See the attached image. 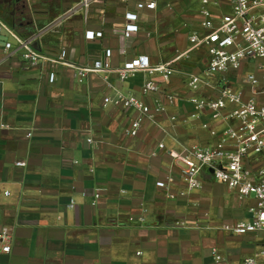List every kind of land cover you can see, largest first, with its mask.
I'll return each instance as SVG.
<instances>
[{
	"label": "crops",
	"instance_id": "obj_1",
	"mask_svg": "<svg viewBox=\"0 0 264 264\" xmlns=\"http://www.w3.org/2000/svg\"><path fill=\"white\" fill-rule=\"evenodd\" d=\"M27 1L32 7L15 10V20H5L2 13L9 12L0 9V21L38 54L62 55L63 62L82 68L102 61L110 50L111 70L143 56L152 66L172 62V75L164 81L157 73L138 72L119 82L113 72L80 77L75 68L61 65L39 61L28 67L22 48L0 32V41L11 44L10 50L0 48V229L10 230V250L1 252L0 244V264H213L212 249L237 264L257 255L264 233L231 232L248 221L252 199L238 200L206 172L201 188L187 191L165 153L214 146L216 139L202 124L217 132L229 125L213 121L207 109L191 117L190 99L213 98L219 79L190 90V77L201 74L208 56L203 48H191L188 38L192 32L205 34V20L216 25L230 14V4L156 0L154 10L137 13L138 31L123 38V14L141 0H99L86 18L77 6L81 0H58L57 6L55 0ZM203 7L208 17L200 14ZM69 10L60 26L49 27ZM87 31L101 37L87 41ZM260 62H243L228 74L229 85L246 98L260 96L241 82ZM51 71L55 79L49 83ZM147 81L158 90L142 95ZM117 94L164 111L145 120L131 138L125 131L136 112L103 104ZM170 176L174 197L167 199L155 184Z\"/></svg>",
	"mask_w": 264,
	"mask_h": 264
},
{
	"label": "built area",
	"instance_id": "obj_2",
	"mask_svg": "<svg viewBox=\"0 0 264 264\" xmlns=\"http://www.w3.org/2000/svg\"><path fill=\"white\" fill-rule=\"evenodd\" d=\"M125 1V0H123ZM231 6V13L221 17L216 25L205 20L201 23L205 34L199 36L196 32L189 35L191 48H203L208 56V62L200 75L191 76L189 87L197 91L209 84V81L218 78L219 87L217 94L210 99L191 98L194 114L197 117L204 109L209 110L213 121H226L227 127L217 132L208 124H202L209 135L216 139L214 146L193 145L184 147L179 152L165 151L163 144H158L159 151H165L171 165L179 171V178L187 191L201 188L200 172L208 173L212 179L232 192L238 200L243 201L251 198L253 204L248 207L249 219L246 222H238L232 228V234L246 236L255 233H264V0H224ZM99 0H81L78 8L83 12L84 18L91 4ZM205 6L206 0L202 1ZM156 0H141L135 3L134 10L123 14L124 26L123 38H129L138 31L136 25L137 13L143 10H154ZM71 10L66 11L52 22L49 27L60 26L67 18ZM200 14L208 17L205 7ZM4 30L22 48V58L28 67L37 66L38 62L50 65H61L68 68L74 66L62 61L63 56L56 59L42 56L30 49L26 42L13 35L0 21V32ZM101 33L87 31L84 38L87 41L100 38ZM0 48L10 50L11 44L0 41ZM102 61H95L88 67L75 68L80 77L90 73L113 72L119 82H124L138 72L149 75L157 73L164 81L172 75L171 63L150 65L147 57H136L124 62L121 67L111 70L109 59L111 51L105 50ZM261 61L255 66L254 72L246 74L241 82L244 86H254L260 96L246 98L242 90H236L229 85L228 74L240 69L243 62ZM55 74L48 73V82L52 83ZM157 85L147 81L141 86L142 95L155 93ZM103 104H112L123 110H134L136 116L131 120L125 133L133 138L141 124L148 119H153L154 114L164 111L161 107L150 109L140 100L132 96L117 94L114 99L104 98ZM171 121L174 118H170ZM31 134H27V138ZM91 143V140H87ZM155 154H151L154 157ZM16 167H24V162H16ZM174 182L173 177L165 181L156 182V188L166 192V198L172 199L169 186ZM7 196L8 193L4 192ZM182 196L183 193H178ZM97 197V195H96ZM69 207H72L71 202ZM9 228L0 229L1 252L8 253L10 248ZM213 264H231L217 249L210 252ZM262 260V263L258 261ZM237 264H264V248L254 257L245 258Z\"/></svg>",
	"mask_w": 264,
	"mask_h": 264
},
{
	"label": "flooded vegetation",
	"instance_id": "obj_3",
	"mask_svg": "<svg viewBox=\"0 0 264 264\" xmlns=\"http://www.w3.org/2000/svg\"><path fill=\"white\" fill-rule=\"evenodd\" d=\"M55 5H59L58 0H55ZM26 2L25 0H0V9L7 10L9 12V16L11 20L14 19V11L15 10H25L26 9ZM24 19L26 22L30 21L28 15H24Z\"/></svg>",
	"mask_w": 264,
	"mask_h": 264
},
{
	"label": "rangeland",
	"instance_id": "obj_4",
	"mask_svg": "<svg viewBox=\"0 0 264 264\" xmlns=\"http://www.w3.org/2000/svg\"><path fill=\"white\" fill-rule=\"evenodd\" d=\"M25 2H26V9L25 10H29L31 7H32V4L29 2V1H27V0H25ZM171 3L173 4H177L178 2L177 1H171ZM4 14V19L5 20H8V21H11V18H10V16H9V13H7L8 14V16H6V13H2V15ZM6 16V17H5ZM262 237H264V235H262ZM258 250H260V247L259 248H257V250L256 251H258Z\"/></svg>",
	"mask_w": 264,
	"mask_h": 264
},
{
	"label": "water",
	"instance_id": "obj_5",
	"mask_svg": "<svg viewBox=\"0 0 264 264\" xmlns=\"http://www.w3.org/2000/svg\"><path fill=\"white\" fill-rule=\"evenodd\" d=\"M210 173H211V170L208 171V174ZM204 175H205L204 172H200V176H204Z\"/></svg>",
	"mask_w": 264,
	"mask_h": 264
}]
</instances>
